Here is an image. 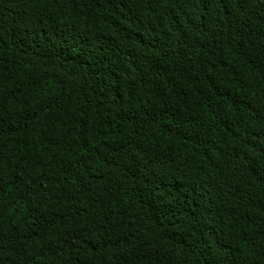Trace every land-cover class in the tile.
<instances>
[{"label":"trees","instance_id":"16d2710c","mask_svg":"<svg viewBox=\"0 0 264 264\" xmlns=\"http://www.w3.org/2000/svg\"><path fill=\"white\" fill-rule=\"evenodd\" d=\"M0 264H264V0H0Z\"/></svg>","mask_w":264,"mask_h":264}]
</instances>
